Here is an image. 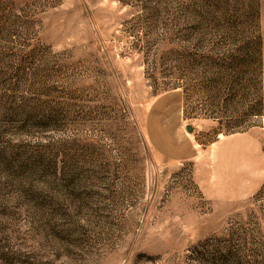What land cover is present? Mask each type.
<instances>
[{
	"label": "rangeland",
	"instance_id": "rangeland-1",
	"mask_svg": "<svg viewBox=\"0 0 264 264\" xmlns=\"http://www.w3.org/2000/svg\"><path fill=\"white\" fill-rule=\"evenodd\" d=\"M0 264H264V0H0Z\"/></svg>",
	"mask_w": 264,
	"mask_h": 264
},
{
	"label": "crops",
	"instance_id": "crops-1",
	"mask_svg": "<svg viewBox=\"0 0 264 264\" xmlns=\"http://www.w3.org/2000/svg\"><path fill=\"white\" fill-rule=\"evenodd\" d=\"M152 116H153V115H152ZM151 121H152V123L150 122V124H151V125H154L153 118L151 119ZM182 128H184L185 131H186V130H187V131H190V129L188 128V124H185V125H183L182 127L178 128V129H182ZM183 133L185 134L184 130H183ZM181 135H182V134H181ZM180 139H181V138H180ZM179 141H180V140H179ZM179 141H178L177 143L173 142V145L179 147V148H176V149H179V150H180L181 148H183V146L186 145V143L183 142V141H181V142L179 143ZM164 151H166L167 153H171V152H172L171 150L167 149L166 147H165ZM176 152H177V151H176ZM178 152H179V151H178ZM183 154H184V153H183ZM184 155H185V154H184ZM185 156H188V155H185Z\"/></svg>",
	"mask_w": 264,
	"mask_h": 264
},
{
	"label": "water",
	"instance_id": "water-1",
	"mask_svg": "<svg viewBox=\"0 0 264 264\" xmlns=\"http://www.w3.org/2000/svg\"><path fill=\"white\" fill-rule=\"evenodd\" d=\"M188 128L190 129V126H188Z\"/></svg>",
	"mask_w": 264,
	"mask_h": 264
}]
</instances>
